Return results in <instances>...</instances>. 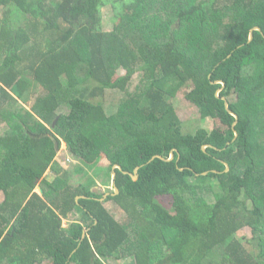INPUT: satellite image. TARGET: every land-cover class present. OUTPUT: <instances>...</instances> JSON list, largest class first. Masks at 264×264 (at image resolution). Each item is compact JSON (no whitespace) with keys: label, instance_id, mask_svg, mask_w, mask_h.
I'll return each mask as SVG.
<instances>
[{"label":"trees","instance_id":"16d2710c","mask_svg":"<svg viewBox=\"0 0 264 264\" xmlns=\"http://www.w3.org/2000/svg\"><path fill=\"white\" fill-rule=\"evenodd\" d=\"M218 2L0 0V264H106L125 244L135 264H264V0ZM188 82L185 99L222 131H182L169 98ZM106 91L120 94L112 108ZM60 140L91 173L58 174ZM113 182L117 194L95 187Z\"/></svg>","mask_w":264,"mask_h":264},{"label":"rangeland","instance_id":"374dc122","mask_svg":"<svg viewBox=\"0 0 264 264\" xmlns=\"http://www.w3.org/2000/svg\"><path fill=\"white\" fill-rule=\"evenodd\" d=\"M104 1V0H103ZM129 0H124V2H127ZM224 2V0H220V2H218L219 5H221L220 3ZM118 6V4H117ZM116 9V6H114L112 4V2H107L105 4H103L100 8V16H101V27L104 30H110L112 29L115 24L117 23V18L116 15L114 14V11ZM0 13H1V7H0ZM124 70H119L117 74H123ZM91 81H87L86 83L89 84ZM93 84V83H91ZM147 86V84L145 83V81L142 79V77H140V73L135 74L130 83L128 84V90L134 92L135 90L138 89L137 94H141L142 91H144L145 87ZM192 88V83L188 82L186 84H184L175 94V97L173 98H169V101H171V104L173 105V108L175 110V113L177 115V117L181 120L182 123V131L185 133H191L193 131H195L197 128L203 127L205 129H218L219 131H222V129H224V126H222L217 120L211 119V118H205L202 119L200 118L198 109L195 105H193L192 103H190L189 101H187L184 97L185 93L188 92L190 89ZM37 92H41V88L37 87ZM120 94L119 92H112V91H106L104 94V98L106 99V103L110 104V105H106V107L110 108L111 105L117 101V99L119 98ZM103 100V97H94V98H90V101L93 103H99ZM33 102V99H31L27 104H25V106L27 108H30L31 104ZM112 108V107H111ZM68 111V106L67 105H61L58 109H57V113H65ZM258 142H262V147H261V152H260V156L257 155L258 160H263L264 162V148H263V141H264V133L261 134L260 137H257ZM57 156H56V160L54 161V163L52 164L53 166L58 167L59 171L58 174L59 175H63L64 170H66L68 172V174L71 175V173L74 171V169H80L82 171H84L85 174H89L91 173L92 167H87L84 166L82 163H80L78 160L73 159V157L69 154L67 148H66V144L60 140V144L57 147ZM106 162L103 161H99L98 166H102L104 167L106 164ZM49 171V172H48ZM72 171V172H71ZM48 172V173H47ZM46 176H53L55 173H53V171L51 170H47L46 171ZM113 175V173H112ZM71 176H74V174H72ZM95 187H98V189L100 191H106V190H113V185H110L108 187H101L100 184H97ZM35 191L38 192V188H35ZM3 199V195L2 193H0V202ZM158 201L167 209H171L172 208V198L169 195H164L162 197H158ZM105 206L107 207V209L115 216V218L122 222L123 224H126L130 221V218L128 216H126L124 214V212L112 201H108ZM69 222L66 221V219H63V225H67ZM129 224V223H128ZM236 237H238L239 239H242V241L246 243V241H248V243L254 246L256 240L254 239L253 233L250 230V228L248 226H244L241 229H239L236 232ZM127 244L124 245V247H122L124 250H120L118 255H119V260H115V259H109V260H105L106 264H135L134 263V259L131 255L129 256H123L125 255V249H127L126 247ZM247 246L249 247V245L247 244ZM217 258L215 257H210L208 259V262L206 264H215L217 262ZM40 264H49L47 261H44Z\"/></svg>","mask_w":264,"mask_h":264},{"label":"water","instance_id":"95a60500","mask_svg":"<svg viewBox=\"0 0 264 264\" xmlns=\"http://www.w3.org/2000/svg\"><path fill=\"white\" fill-rule=\"evenodd\" d=\"M255 29H259L258 27H255ZM252 38V33H250V36H249V39H251ZM225 106L227 107V102L225 101ZM234 117H235V119H237V116L234 114V113H232L230 110H228ZM235 123V122H234ZM233 123V124H234ZM55 146L57 147V143H55ZM205 148V147H204ZM154 157H160L161 158V156H159V155H154L151 159H153ZM172 157H173V152H171L170 153V155H169V157L167 158V160H170V159H172ZM114 168H120V166L119 165H114L113 166V169ZM228 167H227V165H226V169H227ZM137 168H135V170H134V174H132V176H133V179H136L137 178ZM203 173H206V172H203ZM115 177V172L113 171V178ZM113 190H114V192L112 193V194H117L118 193V188L116 187V185L114 184V182H113ZM39 191H40V193H42V190H41V188L39 187ZM109 193H106V194H104L103 195V198L105 197V196H107ZM85 236V233L83 232V234H82V238Z\"/></svg>","mask_w":264,"mask_h":264},{"label":"crops","instance_id":"0c3cea01","mask_svg":"<svg viewBox=\"0 0 264 264\" xmlns=\"http://www.w3.org/2000/svg\"><path fill=\"white\" fill-rule=\"evenodd\" d=\"M115 165H117V164H115ZM113 166H114V165H113ZM48 172H49V171H48ZM48 172H47V173H48ZM47 173H45V175H46ZM100 186L103 187L104 185H100ZM39 187H40V186L38 185V186H37V188H38V193L41 195V193H40V191H39ZM104 187H105V186H104ZM96 188H98V187H96ZM36 192H37V191H36ZM106 193H109V192H105V194H106ZM107 196H108V195H107ZM107 196H105L104 198H103V196H102L101 199H100V201H104V199H105ZM76 199H78V198H76ZM77 217H78V214H76V213H74V212H73V213H70V214H68V218L66 219V221L69 222L72 218H75V219H76ZM62 224H63V221H62ZM63 226H65V225H63ZM66 226H67V225H66ZM86 231H87V229H83V232L85 233V236H86ZM83 232H82V234H83ZM85 236H84V237H85ZM84 237H83V238H84ZM83 238H82V239H83Z\"/></svg>","mask_w":264,"mask_h":264}]
</instances>
